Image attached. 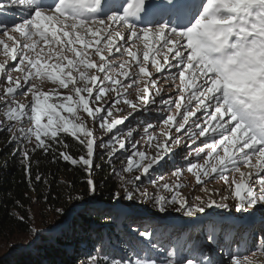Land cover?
<instances>
[{
	"label": "snow or ice",
	"instance_id": "6c2138e0",
	"mask_svg": "<svg viewBox=\"0 0 264 264\" xmlns=\"http://www.w3.org/2000/svg\"><path fill=\"white\" fill-rule=\"evenodd\" d=\"M116 3L118 0H112L113 5ZM144 3L145 0H136L135 8L139 10ZM245 4L249 11L238 14L233 23L238 25L237 34L252 40L257 34V21L264 17V0H245ZM5 7H23L27 11L22 14V23H15L12 29L20 39L9 34L7 28L0 29L7 38L0 39V51L5 57L0 61V85H4L0 107H7L4 115L9 121L22 122L26 118L31 122L27 129L21 123L18 131L28 142L34 138L32 151L42 149L47 154L54 150V145L67 149L68 145L60 136L68 134L86 149V156L77 159L60 151L59 158L73 166H85L86 173L91 176L97 145L92 129L79 113H86L94 124L98 123L101 129L111 134L107 147L110 149L108 156L112 157L118 150L115 145L125 149L126 143L134 139L135 129L129 128L126 132L119 129L127 117L114 116V112L122 111L118 106L123 103L130 109L127 116L141 111L154 112L157 123L149 122L143 127L146 150H140L139 140L131 144L126 166L115 172L121 182L138 188L137 182L142 181V177L151 176L154 167L174 151V146L183 145L186 138L189 150L183 160L187 162V172L195 178L201 191L208 194L207 200L198 196L195 197L198 203L189 204L179 191L183 187L179 178L185 166H177L172 172L177 178L176 183L165 182L163 176L150 180L157 189L152 199L160 212L166 211L168 205L177 206L176 211L189 216L213 206L228 208L227 203L218 204L213 198L221 190L206 187L214 180L223 182L235 199L237 210L264 205V95L253 99L244 92H226L218 78L216 65L204 61L194 51L190 27L182 31L171 29L166 35L164 25L155 32L148 28L137 29L128 19L131 4L124 7L123 15L111 12L101 16L98 11L106 8L102 0H93V3L58 0L54 8H42L41 0H4L0 3V10ZM114 26L123 27L125 31L114 29ZM135 41L143 44L142 60L140 50L129 46ZM163 48H167V53L162 52ZM105 51L107 55H104ZM168 53L172 54L171 57ZM125 54L133 63L119 59ZM161 54L163 64L157 59ZM93 57H99V61ZM149 62L155 69V77L148 70ZM13 72L18 75L14 77ZM177 76L176 92L167 96L162 94L158 82L171 81L172 84L165 87H172ZM45 80L55 87L43 91L34 82ZM257 82L264 83V75L257 77ZM141 83L142 88L139 87ZM133 87L135 100L128 98L129 89ZM150 88L154 89V95ZM29 94V103L16 100L17 96L28 97ZM14 127L7 126V131L12 132ZM173 129L177 135L172 134ZM13 141H16L15 136ZM16 151L20 152L25 173L30 178L28 151L19 148ZM133 170L140 175L126 179L124 174ZM35 179L40 181L41 176L37 175ZM87 184L90 191L95 190L91 178ZM161 190L170 196L161 195ZM141 195L147 197L148 193L145 191ZM125 196L132 198L127 188ZM222 199L227 200L228 196H222ZM18 219L23 220V217ZM140 235L147 238L150 233L141 232ZM173 255L172 251L168 252V257ZM238 255V252L230 253L232 264H236ZM204 256L201 250L186 262L183 258L179 261L169 259L168 264H201L200 258ZM110 264L158 262L151 258H137L134 262L113 258Z\"/></svg>",
	"mask_w": 264,
	"mask_h": 264
},
{
	"label": "trees",
	"instance_id": "16d2710c",
	"mask_svg": "<svg viewBox=\"0 0 264 264\" xmlns=\"http://www.w3.org/2000/svg\"><path fill=\"white\" fill-rule=\"evenodd\" d=\"M128 120L125 128L119 126L121 132L133 128L136 119ZM0 125V264H110L113 258L148 256L153 245L163 248L157 232L170 231L168 222L149 216L131 223L125 209L116 205L120 184L114 170L126 162L127 153L118 149L112 157L104 154L111 134L96 136L89 176L85 166H73L58 156L60 151L77 159L86 156V149L70 135L60 136L67 149L54 145L45 154L42 149L32 151L35 144L7 131L1 110ZM17 148L29 153L30 178ZM89 178L94 191L89 190ZM35 204L41 212L34 220ZM53 223L59 225L48 229ZM141 228H148L150 236L142 237ZM157 238L159 243L153 241Z\"/></svg>",
	"mask_w": 264,
	"mask_h": 264
},
{
	"label": "rangeland",
	"instance_id": "374dc122",
	"mask_svg": "<svg viewBox=\"0 0 264 264\" xmlns=\"http://www.w3.org/2000/svg\"><path fill=\"white\" fill-rule=\"evenodd\" d=\"M4 0H0V3H3ZM58 0H52L51 2H42V8H54L55 4ZM120 10V9H119ZM203 10V7L201 8ZM27 10L23 7H12L8 8L5 7L0 10V29L7 28L9 34L15 36L17 39H20L19 34L12 31L15 23H22V14L25 13ZM34 11V10H33ZM122 10H120L121 14ZM108 14L103 13L101 14ZM110 14V13H109ZM30 19L31 16H28ZM107 20V17H104ZM163 21H157L156 24L147 23L145 25H137V29L140 28H153L160 27ZM134 24V23H132ZM165 26V25H164ZM167 26V24H166ZM123 28V27H122ZM156 28V29H158ZM114 29L120 30L119 27H114ZM82 31V30H81ZM91 39V37H88ZM0 39H7L3 36L2 31H0ZM11 43V42H9ZM79 48V45H76ZM130 47L133 50L138 48H143V44L139 41L138 43L130 44ZM138 48H137V47ZM163 50V49H162ZM92 51V49H89ZM104 55H107L105 51ZM169 55V53H168ZM172 55V54H171ZM170 55V57H171ZM139 58L142 60V54H139ZM5 57L0 51V61H3ZM94 60L97 62L99 61V57H93ZM120 60H129L130 63H133L127 55H123L119 57ZM157 59L163 64V56H157ZM15 63V62H10ZM148 70L153 73L155 77L157 74L155 73V69L152 67L151 63L148 64ZM138 71V70H137ZM12 75L15 77L18 74L13 72ZM187 75V73H186ZM37 86L41 88L43 91H47L49 88L55 87L51 82L45 81H34ZM166 84H172L171 81H160L158 82V86L162 89V94L167 96L169 93L176 92V85L179 84V79L175 81V84L172 87H165ZM4 85H0V96L3 95L2 88ZM139 87H143L141 83ZM66 91V90H60ZM152 94L154 95V89L150 88ZM178 94V93H177ZM136 92L135 88L129 89V99L135 100ZM16 100L19 103H29L31 100V96L29 94L28 97L24 96H17ZM0 104H3V101L0 100ZM119 108L122 109L121 112L116 113L114 112V116L116 118H124L127 116V113L130 109L121 103ZM0 110L3 115L4 122L9 125H14V129L12 133L16 134V136H20L18 128L20 124H23L25 129L31 127V122L28 121L26 118L22 122L16 121H9L5 117V112L7 111V107H0ZM81 117L85 120L86 125L92 129L93 135L96 142V136L101 137L104 135L105 130L99 127V124H94L91 118H88L86 113L82 111L79 113ZM157 114L154 112H137L134 113L129 119L133 118L136 121L133 124L134 132V139L126 145V148L123 149L127 155L131 153L129 150L131 148V144L135 143L136 140L140 141L138 147L140 150H146L145 140L142 139L143 136V127L146 126L147 123H153L154 125L157 123ZM141 119L142 122H137V119ZM129 120L125 122L124 125L121 127H126V124ZM127 131V130H126ZM125 131V132H126ZM159 131V129H157ZM173 135H177L173 129ZM186 138L185 143L183 145L174 146V151L172 153L167 154L164 159L160 162L158 166L154 167V170L151 172V176L142 177V181L137 182L139 187L135 188L132 184H124L121 182L119 177L115 174L117 171H121L124 166L127 164L126 162L120 163L114 171V175L119 181V189L116 193L119 194L117 198L116 204L119 203L131 218L130 222L134 223L136 220H141L140 218H146L149 216H156L158 215L161 217L170 218L171 221H167V225L170 231L158 230L157 233L160 235L159 237L162 238L160 244H162L163 248H157L156 245H153L154 249L148 253V256H132L131 261H135L137 258L144 259V258H151L155 259L158 264H168L169 259L174 261H179L182 258L187 260V258L198 255V253L203 250L205 253L204 257H201V264H208V261L211 264H232L230 259V253H239L236 259V264H255L261 258L264 259V243H262V239H264V205H256L254 209L251 208H244L242 210H237L235 207V199L231 196V194L225 189L222 181L214 180L211 181L206 185L208 189L213 191L221 190L219 194L215 195L213 198L217 201L218 204L227 203L229 205L228 208H220V207H211L205 208L204 212L194 213L193 215L189 216L186 215L183 211H176L175 205H168L166 207V211L160 212L158 210L157 205L155 204L152 197L156 194L157 189L150 183V180L157 179L160 176L165 178V182L170 184H174L177 182V178L172 176V172L175 171L177 166L184 165L185 167L182 169V175L179 178V183L183 185L179 189L181 195L187 198L189 204H196L198 201L195 200V197H203L205 200L208 198V194L206 192L201 191L200 186L195 184V178L192 176L191 173L187 172V162L183 160V156L186 155L187 151L189 150L186 147ZM199 143V142H198ZM35 140L32 139L29 142V145H34ZM117 149L118 145H116ZM192 147H195L193 145ZM129 150V152H128ZM110 149H106L105 153L109 152ZM125 155V156H127ZM195 162V161H194ZM202 162V161H201ZM140 175V172L133 170L131 173H125L124 176L126 179H132L133 177ZM125 188L128 189L129 192L132 194V198L128 199L125 196ZM147 192L148 196L143 197L141 195L142 192ZM161 195L165 197L170 196V193L161 190ZM222 196H228L227 200L222 199ZM40 206L35 204L32 208L33 219L35 220L38 216H40ZM203 216H206L203 218ZM160 218V217H158ZM162 220L163 219H159ZM164 222V221H163ZM59 225L53 223V225H49L48 229L55 228ZM142 232L149 233L148 228H141ZM164 232V235H162ZM158 237V238H159ZM211 237V239H210ZM157 240H153L158 242ZM150 239V238H149ZM165 243V244H164ZM172 251L174 253L173 257H168V252ZM261 257V258H260Z\"/></svg>",
	"mask_w": 264,
	"mask_h": 264
},
{
	"label": "clouds",
	"instance_id": "9594fccd",
	"mask_svg": "<svg viewBox=\"0 0 264 264\" xmlns=\"http://www.w3.org/2000/svg\"><path fill=\"white\" fill-rule=\"evenodd\" d=\"M249 11L245 0H207L191 24V45L204 60L218 68V78L226 92L257 98L264 95V17L260 18L252 40L237 34L233 21Z\"/></svg>",
	"mask_w": 264,
	"mask_h": 264
},
{
	"label": "bare ground",
	"instance_id": "6f19581e",
	"mask_svg": "<svg viewBox=\"0 0 264 264\" xmlns=\"http://www.w3.org/2000/svg\"><path fill=\"white\" fill-rule=\"evenodd\" d=\"M41 1L42 2H51L52 0H41ZM86 2L87 3H93V0H86ZM206 2H207V0H193V3L190 6V8L183 11L180 14V16L174 15L171 17L170 13L166 14V16H164V21L162 22V25H165L164 34L166 35L167 33H169L171 31V29H177V31H182V30L186 29L187 27H190L191 24L194 22L195 18L202 12V10H200V8L203 7L206 4ZM108 3L109 4L106 6V8L101 9L97 13L98 15H101L103 13H110L111 14V12H117L118 14H120V10H122L120 15H123L124 7L128 6L129 4H132V0H118V3H116L115 5L112 4V0H108ZM252 10L254 11L255 9H252ZM161 17L162 16L152 17V19L150 21L151 24H156V21L158 19H160ZM128 19H129L130 23H135V21L133 19H131L130 17H128ZM166 24H167V26H166ZM137 25H139V24H137ZM114 27H119V26H114ZM156 28H158V27L153 26V28H150L151 32H155L157 30ZM119 31L124 32L125 29L120 27ZM150 35H151V33H150ZM118 42H119V40H118ZM138 42L139 41H135V43H138ZM138 49L140 50L139 54H142L143 48H138ZM162 52L167 53V48H163ZM170 55H171V53H169V57H170ZM161 56H163V54H161ZM213 207H215V206H213ZM255 264H264V259L261 258Z\"/></svg>",
	"mask_w": 264,
	"mask_h": 264
}]
</instances>
